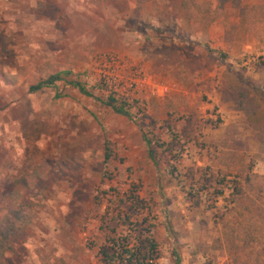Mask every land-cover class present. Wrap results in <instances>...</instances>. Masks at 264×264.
<instances>
[{"label":"rangeland","instance_id":"rangeland-1","mask_svg":"<svg viewBox=\"0 0 264 264\" xmlns=\"http://www.w3.org/2000/svg\"><path fill=\"white\" fill-rule=\"evenodd\" d=\"M123 2L0 0V223L19 218L0 264H109L110 229L136 221L150 264H175L173 248L181 264H264V143L232 89L237 73L264 93V0ZM108 56L150 78L130 117L103 103L124 100L102 82ZM61 70L93 95L29 92ZM141 129L170 148L157 165ZM230 224L248 249H229Z\"/></svg>","mask_w":264,"mask_h":264},{"label":"trees","instance_id":"trees-1","mask_svg":"<svg viewBox=\"0 0 264 264\" xmlns=\"http://www.w3.org/2000/svg\"><path fill=\"white\" fill-rule=\"evenodd\" d=\"M116 1V0H112ZM123 2L124 6L120 7V11L126 7V0ZM192 1V0H191ZM235 0H219L218 5L223 7L227 2ZM239 2V0H237ZM261 4L252 5V9L259 7ZM245 10V8H243ZM243 10V11H244ZM71 71L61 70L50 74L46 78L40 79L34 84H31L28 88L29 92H36L44 87H52L59 81H63L65 84L71 85L78 89V91L86 96H92V92L79 80L70 78ZM233 84L232 89L238 93L240 107L245 111L248 124L255 129L260 140L264 143V93L257 90L249 84L240 74H235L232 76ZM55 97H60L59 93L55 94ZM103 103L111 107L115 112L127 117L131 116L130 111L126 107V102L124 100H118L113 95H108ZM172 135L175 133L172 131ZM142 140L148 151L149 158L154 164H158L157 148H163L167 145L165 142L160 140H153L147 133L141 129ZM163 148L165 151H170V148ZM170 159H175L179 157V154H168ZM110 153L106 148L105 159L108 160ZM176 166L173 164L170 173H174ZM223 190L217 191L218 195H221ZM236 196L239 197L243 191L241 188H237L234 192ZM232 201H237V198H232ZM7 218H9L7 216ZM122 223H125L129 216L125 215L122 218ZM16 221L19 220L18 216L15 218ZM16 221H14L16 223ZM13 222V223H14ZM12 223V220L7 219L0 223V259L4 257V254L8 250H12V235L18 232V227ZM119 224V223H118ZM129 230L124 232H116L117 224L110 229V236H107V244L100 249L102 259L113 264L117 262L118 264H150L155 259V252L157 249V242L153 237L151 229L142 228L139 226L138 221L131 222ZM235 224V221H234ZM234 224H230L228 232H225L230 250H241L248 249L253 237L250 233H245L246 237H240L237 234V227ZM20 229V227H19ZM136 233V234H134ZM172 255L174 257L175 264H181V255L177 248H173Z\"/></svg>","mask_w":264,"mask_h":264},{"label":"built area","instance_id":"built-area-1","mask_svg":"<svg viewBox=\"0 0 264 264\" xmlns=\"http://www.w3.org/2000/svg\"><path fill=\"white\" fill-rule=\"evenodd\" d=\"M100 63H103L105 69H107L101 75L102 82L113 90L114 95H119L126 102L148 77L146 75L137 77L136 74H131V76L124 75L122 70L126 67V63L115 56L104 57Z\"/></svg>","mask_w":264,"mask_h":264}]
</instances>
